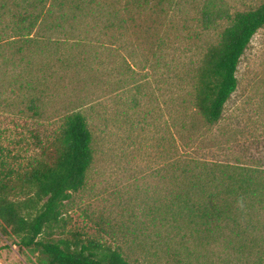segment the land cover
<instances>
[{
    "label": "rangeland",
    "instance_id": "obj_1",
    "mask_svg": "<svg viewBox=\"0 0 264 264\" xmlns=\"http://www.w3.org/2000/svg\"><path fill=\"white\" fill-rule=\"evenodd\" d=\"M117 1L122 11L126 0ZM28 2L0 0V60L3 55L12 57L0 63V144L26 165L42 153L35 134L42 146H52L66 114L86 115L94 159L85 186L64 202L67 229L119 248L134 264H264V209L256 212L258 205H248L227 225H207L196 214L173 219L169 213L164 219L156 193L164 190L160 177L168 174L174 154L171 113L177 111H182L176 115L187 125L182 132L175 130L181 155L264 168V26L240 59L237 88L218 122L209 124L196 113L188 78L179 76L229 24L220 19L216 28L204 30L206 7L234 14L263 0H164L162 5L151 0L155 10L144 13L145 22L160 33L169 32L168 47L177 49V59L172 61L168 49L163 65L144 70L136 58L133 70L124 60L129 55L124 45L136 49L131 38L135 28L116 39L119 30L104 33L102 26L87 29L65 23L46 29L42 24L32 33L34 41L12 42L15 25H27L20 19ZM136 69L146 81L139 94L144 107L137 112L148 109L145 118L137 116L142 121L138 125L128 120L136 110L129 105L136 95ZM122 112L129 115L126 120ZM154 194L160 200H153ZM156 214L159 220L153 221ZM142 227L139 237L146 246L140 248L136 228ZM47 262L38 250L20 248L0 233V264Z\"/></svg>",
    "mask_w": 264,
    "mask_h": 264
},
{
    "label": "trees",
    "instance_id": "obj_2",
    "mask_svg": "<svg viewBox=\"0 0 264 264\" xmlns=\"http://www.w3.org/2000/svg\"><path fill=\"white\" fill-rule=\"evenodd\" d=\"M163 1L159 0L157 5H162ZM116 3L117 0H29L20 19L27 25L16 24L11 40L34 41L32 33L41 30L42 24L46 29L65 23L87 29L102 26L106 28L104 33L119 30L116 39L127 29L135 28V36L131 38H135L136 49L131 45L123 46L129 54L124 56L128 69L133 70L135 58L140 70L160 66L168 49L174 55L172 61L177 59V49L172 45L168 47L169 32L160 33L145 22L144 13H148V9L155 10L151 0H126L121 6L123 13L116 8ZM30 7L33 11H28ZM220 19H227L229 24L218 32L217 40L200 53L190 68L179 72L181 78H188L196 113L209 124L220 120L225 103L237 88L236 70L240 59L254 34L264 26V0L255 8L234 14L208 6L202 15L203 29L216 28ZM18 52L22 53L23 49L18 48ZM11 59L3 55L0 63ZM145 82L136 69V95L131 97L129 104L136 110L131 116L122 112L124 119L129 116L128 120L136 121L137 125L140 120L136 118L141 114L137 111L144 107V96L141 98L139 94L146 88ZM180 112L171 113L174 154L169 157L168 174L160 177L165 184L164 190L156 192L161 198L158 211L163 218L169 213L173 219L183 213L196 214L202 222L205 219L207 225L224 226L228 220L236 221L239 212H244L248 205H258L256 212L264 209L263 167L212 161L178 152L175 130L182 132L187 128L176 115ZM147 114L148 109L140 116L145 118ZM34 138L42 153L32 157L26 165L0 144V233L20 248L38 250L47 258V264H134L119 248L97 238L83 237L80 231L68 230L63 217L64 202L85 186L94 159V137L86 115L80 111L66 114L52 146H42L37 134ZM152 198L160 200L155 194ZM152 220H159V216L156 214ZM166 225L168 223L154 228ZM142 229L136 228V242L140 248L146 246L143 243L146 241L139 237Z\"/></svg>",
    "mask_w": 264,
    "mask_h": 264
}]
</instances>
